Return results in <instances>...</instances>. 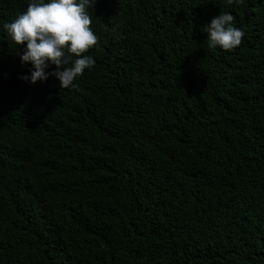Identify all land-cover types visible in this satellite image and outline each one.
<instances>
[{
  "label": "trees",
  "instance_id": "1",
  "mask_svg": "<svg viewBox=\"0 0 264 264\" xmlns=\"http://www.w3.org/2000/svg\"><path fill=\"white\" fill-rule=\"evenodd\" d=\"M27 3L0 0V264H264V0H97L75 89L20 78Z\"/></svg>",
  "mask_w": 264,
  "mask_h": 264
},
{
  "label": "clouds",
  "instance_id": "2",
  "mask_svg": "<svg viewBox=\"0 0 264 264\" xmlns=\"http://www.w3.org/2000/svg\"><path fill=\"white\" fill-rule=\"evenodd\" d=\"M97 0H28L25 11L11 22L3 24L5 35L14 45L23 46L19 59L30 64L28 75L20 78L28 83L45 81L53 76L59 88L78 87L74 81L90 69L95 61L88 50L97 45L98 37L91 28ZM240 5L244 0H228ZM235 17L221 12L202 27L209 49L232 51L242 43L245 35L234 26ZM51 65L55 68L48 72Z\"/></svg>",
  "mask_w": 264,
  "mask_h": 264
}]
</instances>
